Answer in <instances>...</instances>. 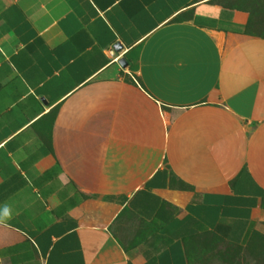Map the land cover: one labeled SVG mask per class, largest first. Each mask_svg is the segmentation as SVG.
I'll list each match as a JSON object with an SVG mask.
<instances>
[{
    "label": "crops",
    "instance_id": "0c3cea01",
    "mask_svg": "<svg viewBox=\"0 0 264 264\" xmlns=\"http://www.w3.org/2000/svg\"><path fill=\"white\" fill-rule=\"evenodd\" d=\"M248 18L222 0H0V264L244 246L264 222V34Z\"/></svg>",
    "mask_w": 264,
    "mask_h": 264
},
{
    "label": "rangeland",
    "instance_id": "374dc122",
    "mask_svg": "<svg viewBox=\"0 0 264 264\" xmlns=\"http://www.w3.org/2000/svg\"><path fill=\"white\" fill-rule=\"evenodd\" d=\"M230 9L248 14V29L264 34V0H222ZM187 264H264V222L256 226L248 242L234 247L212 237L201 235L186 243Z\"/></svg>",
    "mask_w": 264,
    "mask_h": 264
},
{
    "label": "built area",
    "instance_id": "2783aa9c",
    "mask_svg": "<svg viewBox=\"0 0 264 264\" xmlns=\"http://www.w3.org/2000/svg\"><path fill=\"white\" fill-rule=\"evenodd\" d=\"M108 53L112 56V60L118 62L121 58V54L119 53H114L113 50H109ZM114 53V54H113Z\"/></svg>",
    "mask_w": 264,
    "mask_h": 264
},
{
    "label": "water",
    "instance_id": "95a60500",
    "mask_svg": "<svg viewBox=\"0 0 264 264\" xmlns=\"http://www.w3.org/2000/svg\"><path fill=\"white\" fill-rule=\"evenodd\" d=\"M119 65H120L121 67H126V62H125L123 59H121V60L119 61Z\"/></svg>",
    "mask_w": 264,
    "mask_h": 264
}]
</instances>
